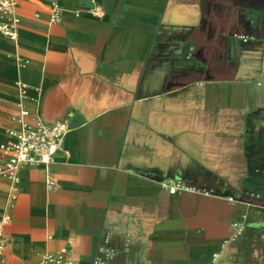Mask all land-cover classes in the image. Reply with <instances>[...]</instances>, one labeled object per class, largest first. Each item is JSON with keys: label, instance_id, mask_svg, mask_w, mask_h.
<instances>
[{"label": "crops", "instance_id": "obj_1", "mask_svg": "<svg viewBox=\"0 0 264 264\" xmlns=\"http://www.w3.org/2000/svg\"><path fill=\"white\" fill-rule=\"evenodd\" d=\"M13 1L0 165L22 105L69 129L14 201L0 174V264H264V0Z\"/></svg>", "mask_w": 264, "mask_h": 264}, {"label": "built area", "instance_id": "obj_2", "mask_svg": "<svg viewBox=\"0 0 264 264\" xmlns=\"http://www.w3.org/2000/svg\"><path fill=\"white\" fill-rule=\"evenodd\" d=\"M16 8L13 0H0V12L4 14L12 13ZM58 16L55 14L52 20H57ZM17 21V20H15ZM0 31L7 35L13 36L14 31L0 27ZM243 42H248L250 36L237 35ZM261 72L264 73V52L262 55ZM22 93H26V85H22ZM26 97V96H23ZM30 111L24 106H21L19 112L20 128L12 133V138L9 142L1 146V150L5 156V161L0 165V174L7 176L12 181V195L11 200L14 201L19 190V170L23 166L42 165L48 167L54 162V156L60 148L61 142L68 132V127L63 121L55 123H47L42 118L36 117L34 121H29ZM49 187L54 188L55 182L48 178ZM167 188L175 192L177 190L185 189V186L180 182H167ZM251 198L261 200L262 195L259 193H252ZM233 200V198H229ZM264 208V205H257ZM10 221V216L5 214L0 220V252L6 246V240L3 237V228ZM246 230L244 222H237L233 224L232 241L238 239ZM67 250L62 248L56 252H48L41 257L39 264H67ZM69 264V263H68Z\"/></svg>", "mask_w": 264, "mask_h": 264}]
</instances>
